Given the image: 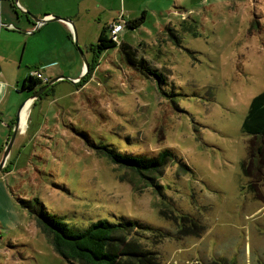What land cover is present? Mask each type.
<instances>
[{
	"label": "rangeland",
	"instance_id": "obj_1",
	"mask_svg": "<svg viewBox=\"0 0 264 264\" xmlns=\"http://www.w3.org/2000/svg\"><path fill=\"white\" fill-rule=\"evenodd\" d=\"M50 2L40 7L67 13ZM81 7L92 8L81 13L73 39L63 27L48 36L43 29L25 55L22 68L30 61L32 71L65 78L35 103L30 98L0 171V264H84L55 250L23 203L35 199L70 225L133 221L132 236L160 264H264V137L243 130L252 99L264 91V0H87ZM143 13L139 27L127 25ZM115 20L124 24L118 44H132L165 81L145 77L117 46L80 84L89 73L83 77L84 56L92 63L91 44ZM17 91L20 104L32 95ZM100 142L151 157L170 149L160 191L90 144Z\"/></svg>",
	"mask_w": 264,
	"mask_h": 264
},
{
	"label": "trees",
	"instance_id": "obj_2",
	"mask_svg": "<svg viewBox=\"0 0 264 264\" xmlns=\"http://www.w3.org/2000/svg\"><path fill=\"white\" fill-rule=\"evenodd\" d=\"M145 19L146 16L143 13L139 17L127 21V25L136 28ZM109 30L108 26L104 27L100 32L98 41L91 44L90 49L94 53V58L90 63L88 75L81 80L80 84L86 82L88 77L96 70L103 52L117 46H120L121 53L126 61L145 77L156 76L159 78L160 83L165 81L164 75L158 69L151 66L145 57L138 56L137 49L132 44L126 42L118 44L109 34ZM45 84L39 78L28 75L22 82V88L33 92L37 86ZM52 88L53 85L47 91L49 92ZM44 95H47V93H44ZM243 130L248 134L264 137V91L252 99L249 112L243 122ZM11 133L12 131L10 135ZM90 144L99 154L127 169L132 177L141 180L148 179L159 191L158 175H161L166 162L175 156L170 149H165L158 155L151 157L141 153L122 152L114 146L102 142ZM258 150L261 152L260 147ZM183 165L187 169H191L185 163ZM244 171L245 173L247 171L245 164ZM23 203L28 204L31 211H33L32 213L36 215L40 227L48 235L55 250L71 262L78 261L84 264H160L156 260L155 253L152 250L143 248L142 243L132 236L135 223L131 220L117 223L107 219H98L87 226L70 225L57 214L50 213L42 208L37 199H35V203L31 201H23Z\"/></svg>",
	"mask_w": 264,
	"mask_h": 264
},
{
	"label": "crops",
	"instance_id": "obj_3",
	"mask_svg": "<svg viewBox=\"0 0 264 264\" xmlns=\"http://www.w3.org/2000/svg\"><path fill=\"white\" fill-rule=\"evenodd\" d=\"M86 1L87 0H51L50 5H54L55 7L64 5L63 8L67 10V13H62L55 8L51 10L47 7H40V0H19L17 4H15L14 0H0V64L2 67L0 72V149L4 144L7 145L8 143L10 138L8 130H13L12 126H14L18 111L21 109V113L23 112V115L21 116V124H23V119L25 118L31 104V102L28 104L26 103V101L30 100L31 96L25 98L21 104L19 102H21L20 98H23V94H21V97L19 98L18 96H15L16 100L13 98L15 95L14 93L18 88H20V91H17L19 94L25 91L22 88V82L33 72L31 70L32 65L30 64V61H27L25 68H22V65L24 61H26L25 55L28 48L30 46L31 49L34 46L37 47L36 42L34 43L36 32L48 29L46 30L48 36L51 32L54 33L56 28L63 27L70 31L71 37L72 32H79V28L82 30V26L79 27L77 25L78 23L80 24L81 13L83 11L91 10L92 8L87 9V7H81ZM75 3L79 4L77 9L73 7V4ZM72 8H74V11ZM98 8L99 6L97 9ZM21 9L26 13H23ZM29 11L42 18L56 16L57 14L66 17L68 16L75 20V17L79 16V21L67 22L59 20L57 22L49 21L42 25H38L28 17L27 12ZM98 13H100L101 16L102 11L100 10ZM114 22L121 21L115 20ZM22 44H24V46ZM44 60V65L47 66L52 65L54 62L50 61L49 57ZM36 68V70L42 72V70L39 69V66ZM42 74L45 78H48L47 82L51 80V77L46 76L43 72ZM19 133L20 132H18V134ZM1 157L2 155L0 156V160L2 159Z\"/></svg>",
	"mask_w": 264,
	"mask_h": 264
},
{
	"label": "water",
	"instance_id": "obj_4",
	"mask_svg": "<svg viewBox=\"0 0 264 264\" xmlns=\"http://www.w3.org/2000/svg\"><path fill=\"white\" fill-rule=\"evenodd\" d=\"M15 1V4L18 3L19 0H14ZM22 10V9H21ZM23 11V10H22ZM27 15L28 17L34 21L36 24L38 25H42L44 23H47L49 21H59V20H63V21H67V22H72V19L70 18H67V17H61V16H51V17H38L36 15H34L33 13H31L30 11L27 12ZM75 42L78 44V38L76 36V39H75ZM82 52V51H81ZM84 60H85V74L83 75V77L88 73L89 71V68H90V64L87 60V58L84 56ZM2 70V67H1V64H0V72ZM82 77V78H83ZM65 78L64 76H58L52 80H50L47 84H45L44 86H42L41 88L37 89L32 95H31V99L32 100H35L39 97L42 96V94L49 88L51 87L56 81L60 80V79H63ZM81 78H77V79H74V82H78ZM30 92V90H29ZM20 127H21V109L18 111L17 113V116H16V119H15V123H14V127H13V130H12V133L10 135V138L8 140V143H7V147L4 151V154H3V157L0 161V171L3 170L5 164H6V161L10 155V151H11V148L15 142V138L20 130Z\"/></svg>",
	"mask_w": 264,
	"mask_h": 264
},
{
	"label": "built area",
	"instance_id": "obj_5",
	"mask_svg": "<svg viewBox=\"0 0 264 264\" xmlns=\"http://www.w3.org/2000/svg\"><path fill=\"white\" fill-rule=\"evenodd\" d=\"M124 29V24L122 22H113L110 25V35L113 37L114 40L118 42L119 40V33ZM32 76L41 79L44 83L48 81V78L43 79V74L40 70H35L31 74Z\"/></svg>",
	"mask_w": 264,
	"mask_h": 264
},
{
	"label": "flooded vegetation",
	"instance_id": "obj_6",
	"mask_svg": "<svg viewBox=\"0 0 264 264\" xmlns=\"http://www.w3.org/2000/svg\"><path fill=\"white\" fill-rule=\"evenodd\" d=\"M110 25H111V24H110ZM110 25H109V29H110ZM40 80H41V79H40ZM42 82H43V81H42ZM43 83H44V82H43ZM45 83L47 84V82H45ZM43 86H44V85H43ZM41 87H42V86H40V85H39V86H37L36 90H37V89H39V88H41ZM49 88H50V87H49ZM36 90H35V91H36ZM35 91H33V92H30V93H32V94H33ZM47 92H48V91L46 90L44 93H47ZM44 93L42 94V96L44 95ZM42 96H41V97H42ZM41 97H39V98H41ZM39 98H37V99H39ZM12 127H14V126H12Z\"/></svg>",
	"mask_w": 264,
	"mask_h": 264
},
{
	"label": "bare ground",
	"instance_id": "obj_7",
	"mask_svg": "<svg viewBox=\"0 0 264 264\" xmlns=\"http://www.w3.org/2000/svg\"><path fill=\"white\" fill-rule=\"evenodd\" d=\"M31 102V99L30 100H28V101H26V103L28 104V103H30ZM25 103V104H26ZM23 115V112L21 113V116Z\"/></svg>",
	"mask_w": 264,
	"mask_h": 264
}]
</instances>
